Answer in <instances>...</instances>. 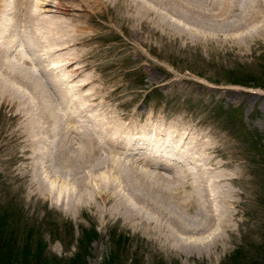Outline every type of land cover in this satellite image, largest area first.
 <instances>
[{
  "label": "rangeland",
  "instance_id": "374dc122",
  "mask_svg": "<svg viewBox=\"0 0 264 264\" xmlns=\"http://www.w3.org/2000/svg\"><path fill=\"white\" fill-rule=\"evenodd\" d=\"M41 1L0 0V37L2 22L9 20L14 29L0 55V82H6L0 83V264H264V37L228 31L241 26L245 7L230 6L234 15L221 17L217 10L224 6L214 0H185L193 4L186 3L194 8L191 12L198 5L209 17L195 12L190 22H176L177 28L169 23L178 19L171 0L164 5L167 18L162 21L155 13L142 15L129 0L126 9L119 0H61L63 9L45 14ZM155 7L157 11L160 3ZM36 15L53 17L52 29L45 24L39 34ZM257 20L264 24V17ZM46 30L53 37L46 38ZM30 35L35 36L33 46L24 44ZM50 77L68 98H62ZM69 98L80 112L73 115ZM110 132L183 137L194 159L173 152L166 158L158 144L169 164L155 167L173 178L187 177L181 179L187 189L194 164L216 179L226 176L216 192L230 201L229 231L211 253L201 243H168L149 220L103 219L88 202L69 203L68 181L82 167L91 135L105 138ZM134 136L129 135L133 143L144 138ZM139 145L118 157L142 166L135 154L146 156L147 149ZM101 148L102 155L97 150L89 159L94 161L88 163L91 172L97 161L108 160L110 151Z\"/></svg>",
  "mask_w": 264,
  "mask_h": 264
},
{
  "label": "bare ground",
  "instance_id": "6f19581e",
  "mask_svg": "<svg viewBox=\"0 0 264 264\" xmlns=\"http://www.w3.org/2000/svg\"><path fill=\"white\" fill-rule=\"evenodd\" d=\"M28 1V0H27ZM24 0V3L27 2ZM78 1V0H77ZM98 1L99 0H93ZM118 1V0H117ZM125 1V2H124ZM126 1L128 0H119V4L125 8ZM132 3V6L137 8L139 11H141L142 15L144 14L147 16L149 13H155L157 14V19L162 21V19L167 18V15H164L165 8L164 5L167 4V0H129ZM184 2H181L180 0H171L170 2L173 5V11L174 14H176L178 19L175 21L172 20L169 23L171 25L175 24L178 28V24L181 22H190L194 17L193 14L199 13L198 15L206 14L205 11H202L200 8L197 9L196 7H199L198 5H194L195 12H191L190 7L192 8L193 4L182 0ZM40 2V1H39ZM61 0H42L40 3L42 11L45 13H58L59 10L63 9L61 7L62 3H60ZM76 2V1H75ZM90 2V1H89ZM88 2V3H89ZM189 3L192 6H187L186 3ZM193 2V1H192ZM217 4H222L224 6L223 10H217L219 15L223 16H230L234 15L232 10L245 7V10L247 12L241 13L243 16L240 19H243V23L241 22V26H235L234 29L228 30L229 34L232 35H242L243 37H250L254 35H261L264 37V24L262 21H258V17L263 18L264 17V0H214ZM94 3V2H93ZM125 3V4H124ZM130 3V4H131ZM160 3L161 9L159 8L156 11L155 5ZM196 3V2H195ZM238 3V7L236 4ZM86 4V3H85ZM91 4V3H90ZM134 4V5H133ZM216 4V5H217ZM252 4V6H251ZM30 5V4H29ZM87 5V4H86ZM97 5V3H96ZM100 5V4H99ZM235 5V7H234ZM83 6V5H82ZM94 6V5H93ZM168 6V5H167ZM213 6V5H212ZM215 6V5H214ZM230 6L233 8L230 11ZM242 6V7H241ZM170 7V6H169ZM219 7V6H218ZM9 8V7H8ZM73 8V7H72ZM87 8V7H86ZM155 8V9H154ZM220 8V7H219ZM76 9V8H75ZM85 9V8H84ZM90 9V8H89ZM126 9V8H125ZM168 9V8H167ZM166 9V10H167ZM194 8H192L193 10ZM217 8H215L216 10ZM222 9V8H221ZM70 10V9H69ZM91 10V9H90ZM129 11V9H127ZM200 10V11H198ZM30 11V10H29ZM79 11V10H78ZM83 11V10H82ZM171 11V7H170ZM134 12V11H133ZM169 12V11H168ZM209 12V11H208ZM241 12V11H240ZM34 13V12H33ZM138 13V12H137ZM235 13V12H234ZM64 14V13H63ZM76 14V13H75ZM134 14V13H133ZM171 14H173L171 12ZM25 15V14H24ZM53 15V14H50ZM67 15V14H66ZM82 14H79V16ZM192 15V16H191ZM196 15V14H195ZM205 15V17H206ZM239 15V14H237ZM62 16V15H61ZM78 16V17H79ZM134 16V15H133ZM131 16V17H133ZM215 16V15H214ZM221 16V17H222ZM31 17V16H30ZM43 17V16H42ZM41 15H36L34 19V26L38 28V33L40 34L44 29V25L48 24L47 28L50 30L52 27L49 25H52L54 21L53 17L52 20L50 19H42ZM49 16H47L48 18ZM64 17V16H63ZM173 17V16H172ZM170 17V18H172ZM209 17V15H208ZM24 18V16H23ZM32 18V17H31ZM57 18V16H56ZM62 18V17H61ZM60 18V19H61ZM80 18V17H79ZM134 18V17H133ZM138 18V17H137ZM198 19L202 18L197 17ZM226 18V17H225ZM56 20L58 23L59 20ZM63 19V18H62ZM70 19V18H69ZM75 19V18H74ZM132 19V18H131ZM143 19V17H142ZM141 19V20H142ZM146 19V18H144ZM173 19V18H172ZM181 19V20H180ZM214 19V18H213ZM216 19V18H215ZM218 19V18H217ZM25 20V19H23ZM64 20V19H63ZM166 20V19H164ZM197 20V19H196ZM222 20V19H221ZM33 21V20H32ZM67 21V19H66ZM69 21V20H68ZM79 21V19H78ZM83 21V20H82ZM195 21V20H193ZM200 21V20H199ZM225 21V20H224ZM24 22V21H23ZM64 23V21H62ZM73 22V21H72ZM75 22V21H74ZM178 22V23H176ZM217 22V21H216ZM226 22V21H225ZM3 24V38L0 37V55L1 53H4L6 51L7 46L11 43L13 36V25L9 22V20H6L5 22H2ZM27 23V22H24ZM23 23V24H24ZM61 23V21H60ZM168 23V22H167ZM196 23V22H195ZM220 23V22H219ZM62 24V23H61ZM65 24V23H64ZM67 24V23H66ZM80 24V23H79ZM84 24V23H83ZM27 25V24H26ZM32 25V24H31ZM54 25V24H53ZM73 25V24H72ZM87 25V24H86ZM196 25V24H195ZM25 26V25H24ZM33 26V27H34ZM68 26V24L66 25ZM182 26V25H181ZM198 26V25H197ZM196 26V27H197ZM2 27V26H1ZM10 27V29H9ZM55 27V26H54ZM85 27V26H84ZM27 28V26H26ZM58 28V27H57ZM65 28V26H64ZM62 28V29H64ZM70 28V27H69ZM74 28V27H73ZM77 28V27H76ZM76 28L74 29L76 32ZM82 28V26H81ZM92 28V27H91ZM181 28V27H180ZM67 29V28H66ZM78 29V28H77ZM17 30V29H16ZM28 30V29H27ZM33 30V31H32ZM34 30L37 29H31V33ZM65 30V29H64ZM68 30V29H67ZM80 30V29H79ZM83 30V28H82ZM80 30V31H82ZM85 30V29H84ZM83 30V31H84ZM89 30V29H87ZM190 30V29H189ZM197 30V29H196ZM47 31V30H46ZM92 31V30H90ZM57 32V31H56ZM73 32V31H72ZM13 33V34H12ZM27 33V32H26ZM62 33V32H61ZM67 33V32H66ZM75 33V32H74ZM81 33V32H80ZM79 33V34H80ZM89 33V32H88ZM199 33V32H198ZM25 34V33H24ZM30 34V33H29ZM28 34V35H29ZM47 37L48 34H51L50 31H47ZM69 34V32H68ZM78 33H76L77 36ZM78 34V35H79ZM84 34V33H83ZM92 34V32H91ZM91 34H87L90 35ZM201 34V32H200ZM1 35V34H0ZM23 35V34H22ZM27 35V36H28ZM43 35V34H42ZM52 35V34H51ZM64 35V34H62ZM74 35V34H73ZM228 35V34H227ZM34 35H30L29 39H26V42L24 41V44H31L32 46L35 44L31 39ZM46 36V35H45ZM55 36V35H54ZM82 36V34H81ZM84 36V35H83ZM82 36V37H83ZM89 36V37H90ZM217 36V35H216ZM20 37V36H19ZM35 37V36H34ZM42 37V36H41ZM51 36L49 35V38ZM53 37V35H52ZM71 37V36H70ZM80 37V35H79ZM81 37V38H82ZM238 37V36H237ZM5 38V39H4ZM27 38V37H25ZM77 38V37H76ZM86 38V37H85ZM210 38V37H209ZM214 38V37H213ZM24 39V38H23ZM80 39V38H78ZM77 39V41H79ZM236 39V38H235ZM20 40V39H19ZM28 40V41H27ZM58 40V39H57ZM68 40V38H67ZM71 40V38H70ZM75 40V39H74ZM93 40V39H92ZM38 41V40H37ZM49 41V40H48ZM64 41V40H63ZM69 41V40H68ZM67 41V42H68ZM81 41V40H80ZM41 42V41H40ZM50 42V41H49ZM62 42V41H60ZM42 43V42H41ZM39 43V44H41ZM70 43V42H69ZM73 44V42L71 41ZM87 43V42H86ZM20 44V43H19ZM37 44V43H36ZM44 46L45 41H44ZM49 44V43H48ZM53 45V43H51ZM57 44V43H56ZM81 44V43H80ZM30 45V47H31ZM67 45V44H66ZM19 46V45H18ZM21 46V45H20ZM27 46V45H26ZM54 46V45H53ZM52 46V48H53ZM56 46V45H55ZM36 47V46H35ZM47 47V45H46ZM43 48V47H42ZM65 48V47H64ZM29 49V46H28ZM34 49V48H33ZM37 49V48H36ZM44 49V48H43ZM56 49V48H53ZM16 50V49H15ZM65 50V49H64ZM40 51V50H39ZM43 51V50H42ZM29 52V51H28ZM3 56V55H2ZM7 56V55H6ZM22 56V55H21ZM36 56V55H34ZM5 58V57H4ZM1 59V58H0ZM3 59V58H2ZM2 61V60H1ZM31 61V60H30ZM33 61V60H32ZM35 61V60H34ZM3 63V62H2ZM1 63V64H2ZM32 63V62H31ZM8 64V63H7ZM35 64V63H34ZM36 65V64H35ZM37 66V65H36ZM46 67V66H45ZM52 69L54 65L50 66ZM29 68V67H28ZM9 69V67H8ZM7 69V70H8ZM78 69V68H77ZM76 69V70H77ZM29 70V69H28ZM46 70V69H45ZM6 71V70H5ZM4 71V72H5ZM9 71V70H8ZM6 71V74L10 75V73ZM17 71V70H16ZM20 75V71L16 72ZM27 71V70H26ZM3 72V71H2ZM31 72V71H30ZM25 73V72H24ZM30 74V73H29ZM31 74H33L31 72ZM49 74V73H48ZM4 75V74H3ZM22 75V74H21ZM28 75V74H27ZM35 75V74H34ZM2 76V75H1ZM7 76V75H6ZM19 77V76H18ZM21 77V76H20ZM24 77V76H23ZM22 77V78H23ZM38 77V76H37ZM8 78V77H7ZM35 78V77H34ZM54 77H50V82L57 86L58 90L63 91L62 98H68L67 92L62 89L58 83L57 80L53 79ZM6 79V78H5ZM38 79V78H37ZM12 80V79H11ZM15 80V79H14ZM28 80V79H27ZM17 81V80H16ZM23 81V80H22ZM29 81V80H28ZM19 82V81H18ZM35 82V81H34ZM38 82V81H37ZM2 83V82H0ZM6 84V82H3ZM2 83V84H3ZM39 83V82H38ZM29 84V83H28ZM8 85V82H7ZM23 85V84H22ZM25 85V83H24ZM27 85V83H26ZM52 85V86H53ZM3 86V85H2ZM42 86V85H41ZM84 86V85H83ZM10 87V85H9ZM14 87V86H12ZM26 87V86H25ZM63 87V86H62ZM79 87V86H78ZM5 88V87H4ZM7 88V86H6ZM15 88V87H14ZM23 88V87H22ZM41 88V87H40ZM44 88V87H43ZM3 89V88H1ZM30 89V88H28ZM35 89V88H34ZM41 90V89H40ZM38 90V91H40ZM43 90V89H42ZM8 91V90H7ZM16 91V90H15ZM21 91V90H20ZM27 91V88H26ZM47 91V90H46ZM3 92V91H2ZM18 92V91H17ZM16 92V93H17ZM23 92V91H22ZM4 93V92H3ZM7 93V92H6ZM5 93V94H6ZM1 94V93H0ZM4 94V95H5ZM9 94V93H8ZM27 94V92H26ZM29 95V93H28ZM5 97V96H4ZM17 97V96H16ZM10 98V97H9ZM18 98V97H17ZM32 98V97H31ZM23 99V98H22ZM27 101V100H26ZM25 102V101H24ZM28 103V102H27ZM69 103L71 106H69V109L73 115L77 112H80V110H77V102L75 100L69 98ZM24 104V103H23ZM30 105V104H29ZM23 106V105H22ZM27 107V106H26ZM29 108V107H28ZM26 110V109H25ZM28 110V109H27ZM69 111V112H70ZM34 116H37L33 114ZM32 116V117H34ZM30 118V116H29ZM31 119V118H30ZM35 119H32V121ZM37 120V119H36ZM35 120V121H36ZM31 121V120H30ZM42 121V120H41ZM45 121V120H44ZM49 121V120H48ZM53 122V119L51 120ZM43 122V121H42ZM50 122V124L52 123ZM44 124V123H43ZM49 124V125H50ZM92 125V124H91ZM135 125V124H134ZM166 125V124H165ZM27 126V125H26ZM35 126V125H34ZM47 126V125H46ZM45 126V127H46ZM90 126V125H89ZM94 126V124H93ZM131 126V125H130ZM147 126V125H146ZM96 127V126H95ZM47 128V127H46ZM98 128V127H97ZM122 128V127H121ZM45 129V128H44ZM115 129V128H114ZM120 130V128H118ZM54 130V129H53ZM99 130V129H98ZM97 130V131H98ZM106 130V129H105ZM136 130V129H135ZM46 131V130H45ZM101 132V130H99ZM116 131V130H115ZM187 132V131H186ZM189 132V131H188ZM53 132H51L52 134ZM83 133V132H81ZM93 133V132H92ZM99 133V132H98ZM102 133V132H101ZM100 133V134H101ZM111 133V132H110ZM152 133V132H151ZM154 133V132H153ZM47 134V133H46ZM125 134V133H124ZM115 134V132L111 133L109 136L103 138L96 137L95 135H91L88 142V146L86 149V152L84 155L87 157L84 160H81V168L75 171V174L73 176H70L68 184L70 186L69 189H66L67 192V198L69 200V203L72 204H79L82 202H88L90 205L97 208L101 214V218H107L109 216H115L119 218L120 216L124 217V220L128 223H136L138 221H144L149 220L148 224L155 223L156 229H158V235L163 236V239L165 241H168V243L173 241H178L181 243L188 244V245H200L201 243L203 245L206 251V253H211V251L218 246L219 241L221 240L223 234L228 230L230 225V212H229V204L230 201L228 199V196L224 194H218V190L216 192V188H218L217 184H221L223 181H226L225 177L224 179H216L217 175L215 174H207V172L200 168L199 165L194 164V169L192 174H188L187 176L192 178V184L189 186V189H187L186 184L182 183V177L179 176L176 178H173V176H167L166 174L160 172L155 165H168L163 161L164 158L162 152H160L157 148V145L163 143V149L164 155L166 154V158H169L173 153H175L177 156H180V158H189L193 160L194 158L191 157L192 153L189 149H185L187 145L184 143L187 142L179 137H174L170 133H168L166 136L154 133L149 134L146 136V134ZM103 135V134H102ZM129 135H135L134 138L138 139V135L144 136L142 141H138L140 145H142L146 150V153L139 156V163H142V166H139L138 164L132 163L129 159L126 162V160H122L118 157L120 154H126L128 155V152L133 151L132 148H135V146L139 145V143L129 140ZM151 135V136H150ZM177 135V134H176ZM175 135V136H176ZM49 136V135H47ZM88 136V135H87ZM193 137V136H192ZM51 137H49L50 139ZM55 138V137H54ZM133 138V137H132ZM86 140V139H85ZM139 140V139H138ZM192 140V139H190ZM87 142V143H88ZM208 142V140H207ZM206 142V143H207ZM81 143V142H80ZM83 143V142H82ZM210 141L208 142V144ZM56 144V143H55ZM207 144V145H208ZM75 145V144H74ZM102 145L101 150L106 148L110 152L104 150L108 153L107 155V162L106 161H97V168L93 169L94 172H91V168L88 167V163L91 161L94 164V161L89 160L90 158H93L94 153L99 151V148L96 150V148ZM139 145V146H140ZM159 145V146H160ZM68 146V145H67ZM80 146V145H79ZM82 146V145H81ZM85 146V145H84ZM138 146V147H139ZM141 146V147H142ZM69 147V146H68ZM73 147V146H72ZM161 147V146H160ZM174 147L176 149H174ZM191 147V146H190ZM193 147V146H192ZM62 149V147H60ZM59 148V149H60ZM76 148V147H75ZM81 148V147H80ZM83 148V147H82ZM215 148V147H214ZM116 149V151L114 150ZM139 149V148H138ZM80 152L81 149H79ZM140 150V149H139ZM149 150V152H148ZM63 151V150H61ZM69 151V150H68ZM196 151V150H195ZM65 152V151H64ZM63 152V153H64ZM74 152V151H73ZM72 152V153H73ZM77 152V151H76ZM104 152V153H105ZM206 152V151H205ZM208 152V151H207ZM213 152V151H212ZM62 153V152H60ZM67 153V152H66ZM70 153V152H69ZM75 153V152H74ZM100 155H102V152H98ZM149 153V154H147ZM198 153V152H197ZM125 154L123 156H125ZM153 154V155H151ZM64 155V154H63ZM193 155H195L193 153ZM66 156V155H65ZM72 156V154H71ZM77 156V155H76ZM95 156H97L95 154ZM153 156V157H152ZM58 157V156H57ZM62 157V154H61ZM80 157V156H79ZM100 157V156H99ZM195 157V156H194ZM76 158V157H75ZM154 158V159H153ZM177 158V157H176ZM210 158V157H209ZM60 159V158H59ZM106 159V157H105ZM153 159V160H152ZM156 159V160H155ZM62 160V159H60ZM168 160V159H167ZM182 160V159H181ZM190 160V161H191ZM211 160V159H210ZM215 160V159H214ZM170 161V160H169ZM196 161V160H195ZM194 161V162H195ZM63 163V162H62ZM66 163H69V161ZM76 163V162H75ZM138 163V162H137ZM179 163V162H178ZM181 163V162H180ZM182 163H184L182 161ZM205 163V162H204ZM210 163V162H208ZM208 163H205L208 165ZM220 163V162H219ZM190 164V163H189ZM202 164V163H201ZM217 164V163H216ZM223 164V163H222ZM71 165V163H70ZM95 166V167H96ZM221 166V165H219ZM66 167V166H65ZM70 167V166H69ZM64 168V167H63ZM205 168V167H204ZM70 169V168H69ZM63 170V169H62ZM68 170V169H67ZM87 170L88 172H86ZM185 170V169H184ZM196 170V172H195ZM209 170V169H208ZM65 171V170H64ZM211 171V170H210ZM219 172V170H215ZM223 171V170H222ZM62 172V171H61ZM183 172V171H182ZM50 174V173H49ZM60 174V173H58ZM186 174V173H185ZM217 174V173H216ZM226 174V173H225ZM67 175V176H68ZM66 176V174H65ZM64 176V177H65ZM68 176V177H69ZM223 176V175H221ZM228 176V175H227ZM67 177V178H68ZM58 178V177H57ZM56 178V179H57ZM61 178V177H60ZM59 178V179H60ZM187 177H184V179ZM55 180V179H54ZM65 180V179H64ZM186 180V179H185ZM190 180V179H189ZM229 181V180H228ZM61 182V181H60ZM58 183V182H57ZM59 184V183H58ZM63 184V183H62ZM224 184V183H223ZM64 186V185H63ZM228 186V185H227ZM224 188V187H223ZM221 188V189H223ZM64 189V188H63ZM53 190V189H52ZM62 190V188H61ZM65 190V189H64ZM226 190V189H225ZM233 191V190H232ZM54 192V191H53ZM221 193V191H219ZM223 192V190H222ZM228 195V194H227ZM236 196V195H235ZM231 197V196H230ZM233 201V200H232ZM87 207V206H86ZM106 207L108 208L106 210ZM82 209V208H81ZM233 209V208H232ZM93 212V211H92ZM234 215V214H233ZM99 216V215H98ZM100 217V216H99ZM114 219V218H112ZM232 219V218H231ZM109 220V219H108ZM104 221V220H103ZM232 222V221H231ZM135 225V224H134ZM153 226V225H152ZM149 227V226H148ZM145 228V227H144ZM148 229V228H147ZM154 230V229H153ZM152 230V231H153ZM148 231V230H147ZM229 231V230H228ZM151 232V231H150ZM157 232V231H156ZM155 232V233H156ZM152 233V232H151ZM155 235V234H154ZM156 237V236H155ZM158 240V238H157ZM161 240V239H160ZM184 240V241H183ZM222 241V240H221ZM203 248V249H204ZM205 251H202L201 254H204ZM218 251V250H216ZM191 253V252H190ZM200 254V253H199ZM214 255V254H213Z\"/></svg>",
  "mask_w": 264,
  "mask_h": 264
},
{
  "label": "trees",
  "instance_id": "16d2710c",
  "mask_svg": "<svg viewBox=\"0 0 264 264\" xmlns=\"http://www.w3.org/2000/svg\"><path fill=\"white\" fill-rule=\"evenodd\" d=\"M90 232H93V231H90ZM85 234V237H87V241H90V240H92V237L90 236L91 234L90 233H84ZM86 239V238H85ZM0 240H1V238H0ZM40 251H41V249H40ZM77 258V257H76ZM47 264V263H46Z\"/></svg>",
  "mask_w": 264,
  "mask_h": 264
}]
</instances>
